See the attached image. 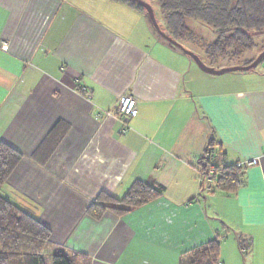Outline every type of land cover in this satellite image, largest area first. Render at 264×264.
Segmentation results:
<instances>
[{
	"label": "crops",
	"instance_id": "0c3cea01",
	"mask_svg": "<svg viewBox=\"0 0 264 264\" xmlns=\"http://www.w3.org/2000/svg\"><path fill=\"white\" fill-rule=\"evenodd\" d=\"M216 39L190 50L215 69L245 54L211 61L203 45ZM259 66L206 74L157 36L146 11L119 0H0V143L21 155L0 193L51 231L45 264L56 253L88 264H191L213 241L216 264H264ZM125 95L137 101L130 118L113 114ZM208 148L214 165L242 169L236 192L201 179ZM137 184L162 194L129 208Z\"/></svg>",
	"mask_w": 264,
	"mask_h": 264
},
{
	"label": "trees",
	"instance_id": "16d2710c",
	"mask_svg": "<svg viewBox=\"0 0 264 264\" xmlns=\"http://www.w3.org/2000/svg\"><path fill=\"white\" fill-rule=\"evenodd\" d=\"M145 11L130 0H119ZM167 27L164 32L178 41L199 42L185 25V19L203 22L213 28L217 39L203 45L211 61L217 58H239L254 46L253 38L264 34V0H158ZM254 61V60H253ZM248 62L246 65L251 64ZM205 156L199 161L206 172L210 162ZM21 161V155L9 146L0 143V189ZM214 190L234 193L242 185V169L214 165ZM160 187L148 188L135 185L123 203L129 208L140 207L158 198ZM100 200L113 202V198L101 196ZM115 201V200H114ZM89 213L99 218L101 205L93 204ZM121 212V211H120ZM51 231L34 216L19 208L0 193V264H45L43 255L48 250ZM219 244L217 241L193 251L191 264H216ZM51 264H88L84 255L56 253Z\"/></svg>",
	"mask_w": 264,
	"mask_h": 264
},
{
	"label": "rangeland",
	"instance_id": "374dc122",
	"mask_svg": "<svg viewBox=\"0 0 264 264\" xmlns=\"http://www.w3.org/2000/svg\"><path fill=\"white\" fill-rule=\"evenodd\" d=\"M145 2L149 3L153 7V9L155 11L156 18L158 20V23L164 29L165 28V24L163 23L164 22V20H163L164 14L162 13V11L160 9L161 7H160V4H159V1L158 0H146ZM186 22H187L186 23L187 27L197 37L201 38V41L204 42V43H208L213 38L217 37L215 32H214V30H213V28H211L210 26L204 24L201 21L193 20V19H186ZM253 43H254V46L252 47V49H250L247 52H245V54L241 58L233 59L231 61H225L224 63L227 64V65L229 64L230 66L224 67V68L245 66V65H242V64H244L245 59L246 58H251V57H253L255 55H257L255 57V59H256L264 51V34L255 36L253 38ZM185 45L188 48V50L192 49V50H195L196 52H198L199 49H200L199 47H196L192 43H190V41L185 42ZM204 60L206 61V59H204ZM220 69H222V68H220ZM244 73H247V72H233L232 74L241 75V74H244ZM46 260H48L47 257H46L45 261Z\"/></svg>",
	"mask_w": 264,
	"mask_h": 264
},
{
	"label": "water",
	"instance_id": "95a60500",
	"mask_svg": "<svg viewBox=\"0 0 264 264\" xmlns=\"http://www.w3.org/2000/svg\"><path fill=\"white\" fill-rule=\"evenodd\" d=\"M137 5L143 7L146 11V14L148 16V19L154 28L157 36L164 40L170 47L180 51L184 55L188 56L195 65L204 73L213 75V76H222L224 74L233 73V72H249L255 70L260 63L264 60V51L249 65L241 66V67H229V68H222V69H215L213 67H210L205 64V62L194 52L188 50L186 47H184L182 44H180L178 41L174 40L171 36H169L167 33H165L161 26L159 25L155 11L153 7L145 2L144 0H130Z\"/></svg>",
	"mask_w": 264,
	"mask_h": 264
},
{
	"label": "built area",
	"instance_id": "2783aa9c",
	"mask_svg": "<svg viewBox=\"0 0 264 264\" xmlns=\"http://www.w3.org/2000/svg\"><path fill=\"white\" fill-rule=\"evenodd\" d=\"M6 48H7V45H2V49L4 51ZM91 98H92L91 96H88V99H91ZM136 113H137L136 99L131 95H125L119 99L113 114L115 116H122L123 118H130V117L135 116ZM208 158L210 162L209 169L206 172L201 170V179H203V181L206 180L208 183H211L213 182L215 168H214V163L212 162L213 160H211L213 158L212 154L209 153ZM258 162L259 161L257 159H253V160L245 161L241 165L242 167H245V168L252 167V166L257 165ZM218 264H221V263H218Z\"/></svg>",
	"mask_w": 264,
	"mask_h": 264
}]
</instances>
